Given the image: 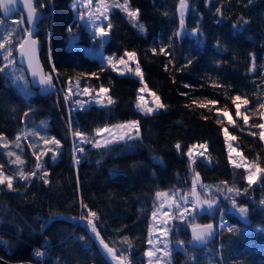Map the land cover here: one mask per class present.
I'll list each match as a JSON object with an SVG mask.
<instances>
[{
    "label": "trees",
    "instance_id": "16d2710c",
    "mask_svg": "<svg viewBox=\"0 0 264 264\" xmlns=\"http://www.w3.org/2000/svg\"><path fill=\"white\" fill-rule=\"evenodd\" d=\"M33 1L42 13L36 32L40 61L46 73L55 65L53 84L60 92L40 95L26 78L29 88L25 98L9 74L0 73V134L11 143L24 123L34 125L47 119L49 134L60 141L59 157L52 161L50 152L35 151L42 165L35 170L36 176L26 182L14 173L13 190L0 185V259L13 264H109L87 229L71 221L78 216L80 202H85L97 213L100 223L96 227L103 240L118 255L128 256L132 264H145L156 194L183 188L190 183L191 174L199 173L200 184L233 189L236 207L248 210L242 218L229 211L232 201L224 204L233 231L219 230L204 246L210 260L216 264H264V172L257 184L249 185L245 170L230 164L223 134L227 128L236 137L241 155L264 169V143L258 128L252 127L262 123L259 111L263 109L257 110L256 105L264 98V0H187L182 29L179 0H130V5L140 10L135 25L121 9H111L104 26L110 22L112 28H107L103 52L121 56L134 51L145 85L166 107L138 114L139 136L100 148L77 144L74 133L79 130L92 140L95 130L107 125L118 114L117 109L95 103L76 108L65 95L69 81L79 80L81 86L93 90L101 85L108 89L116 75L81 48L90 43V34L74 17L72 0ZM0 20L8 19L0 16ZM140 24L144 33L137 26ZM70 33L79 37V45L72 49L67 48ZM168 45L171 56L159 51ZM252 56L255 71L250 70ZM3 65L0 53V67ZM139 85L138 80L131 82L133 89ZM236 95L249 101L241 107V113L249 118L247 125L236 116L232 102ZM206 100L217 103L198 106ZM218 110L229 112L235 123L229 124ZM217 119H222V124H217ZM203 144L206 150L195 148V163L190 164L188 149ZM4 150L0 146V165L10 174L11 157L6 158ZM200 152L208 153L209 159ZM24 156V170L31 172L36 155L27 146ZM45 172L48 183L40 179ZM219 215L217 205L212 214H195L191 225L211 223L217 229ZM171 237L182 241L188 250L185 254L173 252L172 264H202L199 259L204 247L190 245L188 227L172 230ZM45 240L51 246L40 262L32 251Z\"/></svg>",
    "mask_w": 264,
    "mask_h": 264
},
{
    "label": "rangeland",
    "instance_id": "374dc122",
    "mask_svg": "<svg viewBox=\"0 0 264 264\" xmlns=\"http://www.w3.org/2000/svg\"><path fill=\"white\" fill-rule=\"evenodd\" d=\"M114 2H116V0H107V3L109 5L114 4ZM118 2L120 4H123L124 0H118ZM98 3H99V0H92V5L88 6L86 4H81L80 0H72L70 6L73 10L74 17L82 25H84L86 27L87 31L90 34V43L88 45H82L81 47L84 48L83 50L85 51V53L89 57L96 58L101 64L109 67V65L107 63V58L110 56H114V57L118 58L120 56L105 54L102 50V44L108 35L101 37L97 33V28L100 26H103L105 28V31L108 33V29L104 26L107 23V19H105L104 16L98 15V14L93 16V18L89 19V13L90 12H92V13L96 12V7H97ZM74 4H75V7H74ZM129 7L131 9L135 10V8H133L130 4H129ZM114 8H117V7H111V9H114ZM111 9H110V11H111ZM118 9H120V8H118ZM109 12H108V14H109ZM80 13H83V16H84L83 19L79 18ZM184 13H185V11H184ZM179 15L181 18L180 4H179ZM17 21H20V23L17 24ZM130 21L134 25L137 24V22H138V20H133V19H130ZM21 29H26V26L24 24L22 15L19 14L17 16H13L11 18H8V20L6 22L3 21V24L1 25V28H0V37H8L9 33H12V45H14L13 47L15 48L16 41L20 38V36L24 35V33H23V31H21ZM144 31L140 30L141 33H144ZM78 38L79 37L75 33H70L69 37H68L67 48L72 49V48H75L74 47L75 45L76 46L79 45L77 43ZM14 41H15V43H14ZM0 53H1L2 59H3L4 52L2 50H0ZM123 55H121V56H123ZM13 56L16 59V64L14 66H11L8 69H6V72H7V74H9L10 80H11L12 84H14L16 86L18 92H20L25 98H27L29 86H28V82H27V79L25 76V72L19 63V59L17 57L16 51H13ZM125 59H127V57H125ZM3 63H5V62L3 61ZM135 64H136V60L135 61H129V66L133 69L135 68ZM118 67L121 70H123L125 72V74L122 75V74H120V71H113L112 70L116 75L115 81H114L115 83L111 88H108L109 92L107 95L110 96L112 98V100L115 102L112 104V106L115 109H117L118 114L115 117L111 118L110 121L108 122V124L105 125L108 127H112V126L117 125V124H124V123L129 122V121H137L138 114H145L144 112L140 111L137 108L138 102L141 103L142 105H144L145 107H148V108H155L156 107L155 98L153 96V93H155V92L148 89L147 86L145 85L144 81H141V79L139 77L133 75L130 72H127V70H124L122 65H120ZM18 76H23L24 79L19 80L16 78ZM133 80H138L140 83V85L136 89H133L131 87V82ZM142 87L144 88V91L140 92L139 90ZM69 88H71L72 91H69ZM85 88L89 89L88 93L84 92ZM58 92H60V91L58 90ZM97 92H98V90H93L87 86H81L80 83H79V88H77L76 87V81H73L69 84V86L67 88V93L65 96L68 100H70L71 104L76 108H82V107H85L91 103H95L98 105H107V98L106 97L104 98V103H97L96 102V99H99V97H97V95H96ZM155 95L158 96L156 93H155ZM140 97H143V99L140 100ZM263 101H264V98H263ZM242 106L243 105H241V107ZM159 110H161V109H159ZM159 110L154 111L153 113L158 112ZM240 111H241V108H240ZM263 111H264V109H263ZM217 113H218V115L223 116V111H219ZM225 118L228 120L227 117H225ZM262 123H264V118H262ZM105 126H103V127H105ZM103 127H101V128H103ZM260 131H261V129H258V135H259ZM130 135L132 137L136 136L135 130L131 131ZM17 136L21 137V139L18 142L16 141ZM102 136L107 137L108 133H103ZM16 137H15V140L13 142L7 143L8 144L7 148H4L2 145H0V146L3 147V149H5L4 154H5L6 158H10L7 155V153L9 151L14 152L16 155L21 157V159L24 161V164L19 165L18 163H16L15 165L17 166V168L23 167V169H24V167L26 165V158H25L24 154H25V149L27 146H28L29 151L32 155L35 151H37V152L42 153V154H44L45 152L46 153L50 152V154L52 156L55 154V156H56L55 160L59 157L60 145L57 146L51 142L45 144V140L50 141L52 138V136L48 132L47 119H43L40 121V123L34 124V125L24 123L22 130L16 135ZM98 139H101V137L97 136L95 134V138H93L92 140L94 141V140H98ZM127 139L128 138L126 137L125 140H119V141L114 142V143L125 142ZM101 142L103 143V140H101ZM262 142L264 143V140H262ZM17 143L19 144V147H17ZM76 143L80 144L81 146L88 144L89 146L94 147L92 143H81L80 138H78V137H76ZM114 143H111V144H114ZM231 143L236 150L230 153L229 148H228V142L225 139V145H226L227 152H228L227 156L229 155V157L231 156V158H232L230 160V164L235 166V164L233 163V161H235L236 164L244 165V167H242V168L245 170L246 177H247V175L249 174V171L252 169V166L255 164L248 162L241 155V153L238 150L237 144L234 141H232ZM75 147H76V145H75ZM48 149H51V151H48ZM241 157H243V159H241ZM11 160H15V156H12ZM55 160L52 159V161H55ZM38 162L41 164L40 158H39V161H37V158H36V163H38ZM36 163H35V165H36ZM35 165L32 168L31 172H33L37 169L35 167ZM9 166H10V170H11L10 174L6 173L4 170H3V172L5 173V175L13 177V176H15L14 173L16 174L17 169L13 166V163L9 162ZM12 171H13V173H12ZM262 175H263V172L258 173L257 178H256V182L251 184V185L257 184L258 180L260 179V177ZM16 178H19V177L16 176ZM194 178L195 177L192 176V174H191L190 180H189L190 183L187 184L188 186L185 185L183 188H180L178 190L175 189V190H171V191H160L159 193H167V196H161L160 198H157V196H156L157 205L150 214L148 240H147V247H146V251H148L149 249H156V248L160 249L159 252H154L153 264H156V260H155L156 256L161 257V259L159 260V264H172V262H171L172 261V253H173L172 243L173 242L179 243V241H172V239H171L172 238L171 237V231L172 230L177 232L180 229H183L184 227H189L191 225V222L194 220L195 214L202 213V212L212 214L215 206H217V205H218V208L220 210L219 217H223L225 215L224 214L225 209L222 208V210H221L222 203L227 201V200L232 201V198L234 197V190L232 192H228L227 191L228 187L226 188V187L220 185V186H216L217 188L216 187L211 188L210 185H204V184L198 183L197 193L199 194L201 200H204V199L215 200V204L213 205V207L211 209H208L207 205H204L203 210H201L199 207L193 209V205L190 202V206L188 208L189 211L184 213L185 219H180L179 213L181 211H183V209L185 208V202L183 200H181V197L186 196L187 198H189L190 201H192L193 197L191 195L190 189L192 187V181ZM13 180H15V179H13ZM203 186H207V189H205ZM221 197L223 198V200L221 199ZM173 201H175V203H173ZM229 211L234 212V213L238 214L240 217L244 218V215L240 213L239 208L236 206L234 207L233 203L231 204ZM153 212H156V218L155 219H153V215H152ZM165 212L168 213L167 216L163 215V213H165ZM221 212L224 215L221 214ZM219 217H218V222H220ZM165 230H167L169 232V235L167 237H165L163 235V232ZM150 233H151V236H150ZM150 238L153 240L152 244L148 243ZM165 246L167 247V249H169L171 251L170 256L164 255ZM187 251L188 250H187L186 246H184L183 250H181L180 252L185 254V253H188ZM208 251H209L208 247L203 248L202 253L200 254L199 261L202 264H216L215 262L210 260L209 256L207 255ZM148 261H149V258L145 256V264H148Z\"/></svg>",
    "mask_w": 264,
    "mask_h": 264
},
{
    "label": "snow or ice",
    "instance_id": "6c2138e0",
    "mask_svg": "<svg viewBox=\"0 0 264 264\" xmlns=\"http://www.w3.org/2000/svg\"><path fill=\"white\" fill-rule=\"evenodd\" d=\"M81 4H86L88 6L92 5V0H80ZM180 2V12H181V29L183 28V16H184V11L187 9L188 5H187V0H179ZM17 3V0H0V7H3L5 10V13H8L9 11H11V5ZM23 3L25 5V7L28 9V20L29 21H35L36 19H38V16L36 15V6L33 3V0H23ZM130 4V0H124L123 4H120L118 2V0H116V2H114V4L109 5L107 3V0H99V3L96 7V12L89 13V19L93 18V16L95 15H102L104 16L105 19L108 18V12L110 11L111 7H117L120 8L122 11H124L127 16L130 19L133 20H137L139 17V12L140 10L138 8H136L135 10L131 9L129 7ZM75 7V4H74ZM217 12L220 13L222 15L221 10L218 8ZM80 19H83V13H80L79 16ZM20 21H17V24H19ZM244 23H248V21H244ZM3 24V21L0 20V25ZM141 31H144V26L142 24L137 25ZM235 27V25H234ZM107 28L111 29L112 25L109 22L107 24ZM21 31H23L24 35L20 36V38L16 41V46L15 48L12 45V33H9L8 37H0V50H2L4 52L3 55V61L5 62L3 67H0V73H4L6 71V69H8L11 66H14L16 64V59L13 56V51H16L19 56L21 57V60H27L28 63V67L32 70V75L33 77H39V83L48 87H53V73L56 72V68L55 65H52V72L49 73H44L43 68L40 64L39 61V56H38V40L34 38V31L33 30H29V29H21ZM69 31H71V29H69ZM195 32H198L199 30L196 29L194 30ZM97 33L101 36H107L108 33L105 31V28L103 26H100L97 28ZM180 33L178 32L177 35H179ZM171 47V45L168 46H162L160 48V53L161 54H165L168 56H171L172 54L170 52L167 51V48ZM152 52L155 54L157 52V50L155 48L152 49ZM125 57H127V59H125ZM49 59H51L49 57ZM136 58V53L133 52H128L126 51L124 53L123 56L120 57H114V56H110L107 58V63L109 65V67L111 68V70L113 71H120V74H125V72L123 70H121L118 66L122 65L124 70H127V72L132 73L133 75L139 77L141 79V81H143V72L141 70L140 64L137 61L135 64V68H131L129 66V61H135ZM252 65L250 67L251 71H255V57L252 56ZM191 59L188 60V64H191ZM169 63H171V61H169ZM168 66L165 65V70L167 71ZM81 76L86 75L85 73H81ZM91 75H95V73H91ZM19 80H23L24 77L23 76H18L16 77ZM69 83H71V81H69ZM76 87L79 88V80L76 81ZM185 87H189V85H185ZM69 91H72L71 88H69ZM89 89L85 88L84 92L88 93ZM140 92L144 91V88L142 87L140 90ZM109 89L103 87L102 85L99 87L98 92H97V97H99V99H96L97 103H104V98H107V105H112L113 103H115L112 98L110 96H108ZM182 95H185V93H182ZM153 96L155 98V104L156 107L155 108H148L145 107L144 105H142L141 103H137V108L144 112L146 115L148 114H152L154 111H157L159 109H163L166 106L160 101V98L158 96L155 95V93H153ZM95 98V97H94ZM143 97H140V100H142ZM232 102L235 105L236 108V116L237 117H242L243 118V122L245 125L248 124L249 118L247 115H244L241 113L240 108L241 105H247L249 103L247 98H243L240 95H236L232 98ZM193 104H197L196 100L192 101ZM217 101L215 100H206V101H201L199 102L198 106L199 107H205L207 108L209 105H214L216 104ZM257 110H261L264 109V101L258 102V104L256 105ZM211 110V109H209ZM220 110H218L219 112ZM259 115L261 116V118H264V111H259ZM223 116L228 118V123L229 124H234L235 121L231 119L230 113L227 111H223ZM217 124H222V119H217ZM252 127L254 128H258L261 129L260 133H259V138L261 140H264V123H257L252 125ZM135 130L136 135L139 136V121H129L126 122L124 124H117L114 125L112 127H108L105 126L103 128H97L95 130V133L97 136H100L101 139L98 140H89L87 138V135L85 133L80 132L79 130H77L74 133L75 137L80 138V142L81 143H92L94 147L100 148V147H108L109 144L117 142L119 140H125V138L127 137L128 139H131L132 136L130 135V132ZM241 131H243V129H241ZM103 133H108L107 137H103L102 134ZM223 134L224 137L226 139V141L228 142V148H229V152H233L236 149L233 147L232 145V141H234L236 139L235 136H232L229 132L227 128H223ZM251 135H256V133L251 132ZM21 139L20 136L16 137V141L18 142ZM101 140H103V143L101 142ZM53 143L57 146L60 145V141L57 140L55 137H52L51 140H45V144L47 143ZM0 145H2L3 147L7 148L8 144L5 142V137H3L2 134H0ZM17 147H19V144L17 143ZM175 147L177 149H180V144H176ZM202 148L205 149L207 148L206 144L203 145H193L192 148L188 149L187 152V156L190 158V164H194L195 163V156H194V149L195 148ZM79 152H83L84 149L83 148H77L76 149ZM48 151H51V149H48ZM44 154H47L46 152ZM7 155L9 157L15 156V160H11L10 159V163L16 164L18 163L19 165H23L24 161L21 159L20 156L16 155L14 152L9 151L7 153ZM33 155H36L37 161H39V155H37L35 152L33 153ZM199 155H203V152H200ZM56 156L55 154L52 156V159L55 160ZM230 160L232 159L231 156L229 157ZM241 159H243V157H241ZM76 163H79V160H76ZM233 163L235 164L236 167H244V165L242 164H236L235 161H233ZM35 167L37 169H40L42 167V165L38 162L36 163ZM264 172V169H261L259 167V165H253L252 169L249 171V174L247 175L246 179L249 183V185L253 184L256 182V178H257V174ZM16 175L19 177L20 180L23 181H30V179L34 176L37 175V173L35 171L33 172H25L23 167H19L17 169ZM47 176V172H45L44 174H42L40 176V179H42L45 183H48V180L46 179ZM199 183V173H195V178L192 181V187L190 189L191 195L193 197L191 203L193 205V209L199 207L201 210H203L204 205H207L208 209H211L213 207V205L215 204V200H209V199H204L201 200L199 194L197 193V185ZM226 183V182H224ZM0 185H6L7 189L9 190H13V177L12 176H8L5 175V173L3 172V165H0ZM205 189H207V186H203ZM228 192H232L233 189L228 188L227 189ZM237 192L239 190H236ZM245 192L247 191V189L244 190ZM157 198H160L161 196H167V193H157L156 194ZM181 200H183L185 203H187V197L186 196H182ZM173 203H175V201H173ZM233 206H236V201L233 199L232 200ZM261 203H264V201H262ZM82 207L84 209L87 210L86 215H83L81 217V219H86L88 225L91 227V231L95 234L96 237H100L99 232L97 231L96 228V224H95V219H98L97 217V213L95 211H92L90 208H88V206L86 204H83L82 202ZM189 209L188 208H184L183 211H181L179 213V218L180 219H185V215L184 213L188 212ZM239 211L241 214H243L244 216L247 215V208L246 207H240ZM153 219L156 218V212H153ZM163 215L167 216L168 213L165 212L163 213ZM166 223V222H165ZM229 231H233V229L229 228ZM163 235L165 237H167L169 235V232L167 230H165L163 232ZM214 235V226L212 224H207V225H192V236H193V240L194 241H198L200 243L205 242L209 237ZM151 236V233H150ZM125 242H128L127 237L124 238ZM149 244L153 243V240L150 238L148 241ZM180 244H183L182 241L179 242ZM100 244L103 246V248L106 250V253L111 257V259L115 260L117 262V264H132V262L128 259L127 256L121 254V255H117L116 250L113 247H110L107 243L104 242L103 238H100ZM160 249L156 248V249H149L148 251L145 252V256L149 258L148 264H153V257H154V252H159ZM37 256H43L44 253L37 251L36 252ZM164 255L165 256H170L171 255V251L169 249H167V247L165 246L164 249ZM161 259V257L156 256L155 260H156V264H159V260Z\"/></svg>",
    "mask_w": 264,
    "mask_h": 264
},
{
    "label": "water",
    "instance_id": "95a60500",
    "mask_svg": "<svg viewBox=\"0 0 264 264\" xmlns=\"http://www.w3.org/2000/svg\"><path fill=\"white\" fill-rule=\"evenodd\" d=\"M33 3H34V1H33ZM10 7H11V11H9L8 13H5L4 8L0 7V16H1V18L3 20H6L8 18H11V17L15 16L18 13L21 14L22 17H23L24 23L26 25V29L33 30L34 33H35L34 38L36 39V32H37V29H38L37 25H38L39 20L42 18V13L36 10V15L38 16V19H36L35 21H29L28 18H27L28 9L25 7V5L23 3V0H17V3L11 5ZM39 52H40V46H39V43H38V56H39ZM16 54H17V57L19 59L20 65L24 69L25 76L28 79L29 85L32 88L37 89L40 95H47V94L55 92L54 86L53 87H48V86L40 84L39 83V77H33L32 70L28 67L27 60H23L22 61L21 57L19 56V54L17 52H16ZM39 61H40V57H39ZM40 64H41V61H40ZM41 66H42V64H41ZM43 71H44V73H46L44 69H43ZM71 221L78 222L79 224L85 226L90 238L92 239V241H93L96 249L99 251V253L105 258V260L109 264H117V262L115 260L111 259V257L106 253V250L100 244V238H102L101 235H100L99 238L95 236V234L91 231V227L88 225L86 219H81V218H77L76 217V218H72ZM207 224H211V223L196 224V225H201L202 226V225H207ZM97 231H98V229H97ZM188 232H189L190 238H191L190 245L195 247L196 249H201L207 243L213 241L216 238L217 233H218L217 229L214 227V235L209 237L205 242L200 243L198 241H194L193 240L192 225H190L188 227ZM172 249H173V252L181 251V250H183V246H182V244H179L177 242H173L172 243ZM0 263L1 264H13V263L5 262V261H3L1 259H0Z\"/></svg>",
    "mask_w": 264,
    "mask_h": 264
},
{
    "label": "built area",
    "instance_id": "2783aa9c",
    "mask_svg": "<svg viewBox=\"0 0 264 264\" xmlns=\"http://www.w3.org/2000/svg\"><path fill=\"white\" fill-rule=\"evenodd\" d=\"M203 157H204V159H209L208 153L204 152L203 153ZM187 199H188L187 200L188 202L185 203V208H189L190 202H191L189 200V198H187ZM83 204H86V203L83 202ZM86 212H87V210L82 207V202H80L79 209H78V216L77 217L81 218L83 215H86ZM99 223H100L99 218L95 219V224L97 225ZM232 226L233 225L228 222L227 218H225L224 216L220 217V222H219V227L220 228L229 229V228H232ZM50 246L51 245H50V242L48 240H45L44 242H42L41 245L38 248H36V249H34L32 251V256L34 257V259H36V260H38L40 262H43L45 260V258L47 257V255L49 254ZM37 251H40V252L44 253V255L43 256H37L36 255ZM129 260L131 261V259H129Z\"/></svg>",
    "mask_w": 264,
    "mask_h": 264
},
{
    "label": "crops",
    "instance_id": "0c3cea01",
    "mask_svg": "<svg viewBox=\"0 0 264 264\" xmlns=\"http://www.w3.org/2000/svg\"><path fill=\"white\" fill-rule=\"evenodd\" d=\"M82 48V47H81ZM84 49V48H83ZM224 139H225V137H224ZM226 150H227V148H226ZM227 154H228V152H227ZM228 160H229V162H230V159H229V155H228ZM178 190V189H177Z\"/></svg>",
    "mask_w": 264,
    "mask_h": 264
}]
</instances>
